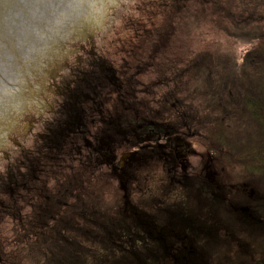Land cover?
I'll return each mask as SVG.
<instances>
[{"label":"flooded vegetation","instance_id":"af4514ba","mask_svg":"<svg viewBox=\"0 0 264 264\" xmlns=\"http://www.w3.org/2000/svg\"><path fill=\"white\" fill-rule=\"evenodd\" d=\"M65 36L62 35L60 42L47 55V59H53L54 66L45 80L42 75L39 76V70L34 65L38 57H33L24 67L17 68L15 73L8 66L15 77L13 82L0 81V89L6 94L5 102H13L16 96L23 101L20 107L8 106V111L0 101V118H3L0 120V237H7L9 245H13V224L20 218L19 213L26 216L28 229L33 228L39 234L47 226L46 221L42 223L36 219L53 209L55 212L61 210L62 201L67 202L68 209L80 208L82 214L79 216L92 221L91 217L100 213L99 210L96 211L98 213L91 212L90 203L89 207H83L85 192L95 183L104 180L101 174L108 169L114 171L123 186L129 185L133 181L131 179L128 184L125 183L126 173L135 167L137 170L142 167V164L140 168L138 166L144 151L154 153L152 159L157 160L154 170L158 169L161 173L166 169L172 178L171 185L175 188L193 176L187 170L192 164L189 161L192 149L188 138L194 121L188 125L183 118L180 119L181 127L174 124L175 100L184 97L181 95L191 82L197 88L204 86L205 89V92L197 96L202 108L200 121L205 120L206 115L210 116L209 122H212L213 115L215 120L222 115L223 109H214V103L221 95L215 84L223 83L221 77L224 72L214 62L209 63L206 67L208 69L184 76L182 72L175 71L173 57L164 59L160 56L165 51L160 49L162 43L156 42L154 34L138 35L135 45L126 40L130 35L123 42L114 39L115 43L121 45L118 50L75 48L71 51L61 50L63 54H60L57 48L61 43L68 42ZM89 39L90 36L87 39H76L71 45L76 47L78 43H90ZM76 54H81L84 61L73 59L77 57ZM206 54L208 51L198 49L189 54L187 60L193 61L199 55ZM248 54L250 57L254 55L253 52ZM57 59L63 62L62 68ZM182 68L190 70L188 64ZM245 69L249 82H253L256 72L250 65ZM213 72L216 73L215 80L211 75ZM17 73H21L20 76ZM209 76L213 84L207 82ZM32 78H42L44 82L32 83ZM20 81L22 87L17 92L15 88L20 85ZM35 84L38 88H34ZM254 102L255 98L248 101L249 104ZM239 103L237 96L232 94L231 104L238 107ZM160 107L163 108L161 115ZM251 112L254 113L253 108ZM241 115L236 112L234 117L245 120ZM262 120L264 123V112ZM248 125L254 127L250 120ZM125 146L127 148L122 150ZM211 160L213 167L219 169V162ZM125 167L128 172H125ZM178 177L183 180L177 181ZM136 179L135 185L138 181ZM263 180H258L260 186L264 185ZM204 181L210 185L215 200L225 198V202L227 199L228 204H231L228 192L211 182V179ZM70 182L73 191L66 197L69 189H65L68 184L70 186ZM230 190L235 191V197L238 193L243 197L240 202L246 199L244 191ZM123 197L129 205L125 190ZM248 197L258 204L240 208L241 211L243 207L247 213L243 219L247 234L253 232L254 224L264 217V198L256 196L251 200L252 197ZM230 207L235 208L234 205ZM27 211L31 213L30 216ZM52 215L48 218H64L62 213Z\"/></svg>","mask_w":264,"mask_h":264},{"label":"rangeland","instance_id":"374dc122","mask_svg":"<svg viewBox=\"0 0 264 264\" xmlns=\"http://www.w3.org/2000/svg\"><path fill=\"white\" fill-rule=\"evenodd\" d=\"M112 1L103 0L91 33L77 38L87 39L90 36V43H78L75 47L77 50L84 48L90 50L92 47L98 51L107 49L118 50L121 45L115 43L114 39H119L123 42L126 36L130 35L126 40L130 41V44L135 45V38L138 35L142 33L152 34L151 32H153L156 42L162 43L160 49L165 51L160 56L164 59L173 57L172 64H176L175 71L182 72L184 76L187 74L192 75L200 69H208L206 67L211 62L217 64L223 72L229 69L227 82L215 84L220 89L221 95L214 103V109L221 108L227 113L229 112L226 110V103H231L232 94L242 99L244 93L248 91L253 96L260 88L258 83L264 82V0H241L239 2L237 0L228 2H225L226 0H116L119 2L115 6L111 4ZM164 8L169 9L164 11ZM167 19L171 22L169 23ZM130 21L132 22L130 23ZM116 35H118V38ZM92 43H95V45H90ZM110 43L111 45H109ZM144 43L149 44L148 42ZM112 45L114 46L112 47ZM198 49H204L208 51V54L199 55L193 61H188V55L195 53ZM249 52H253L254 55L250 57ZM76 55L77 57H73V59L84 61L81 54ZM184 64L189 65V71L187 69L183 70L182 66ZM243 65L245 67L250 65L256 72L253 82H249L250 79L247 72H245L247 80L243 78L244 72H241ZM236 66L240 67V69H237ZM211 75L213 80H215L216 73L213 72ZM212 77L209 76L207 82L213 84V80L211 81ZM247 82L249 83L245 85ZM211 83L208 84L211 85ZM152 92L156 93V91ZM203 92H205L204 86L197 88V85L191 82L189 87H185V93L181 95H184V97H177L174 105L175 126L181 127L180 119L183 118L188 122V125L194 121L190 129L192 131L190 132L189 130V135L191 134V136L188 140H190L189 146L192 149V153L194 152L195 154L191 153L189 157V161L192 164L191 168H188L187 173H193L192 177H197L199 181L207 178L211 179V182L228 192L232 200L230 205H234L235 208H231L226 199L225 217H228L234 227L245 230L247 227L243 219L247 217V213L243 211V207L258 204L256 201H250L248 195L252 197L250 198L251 200L256 196L259 199L261 197L264 198V187L260 186V182L257 179L239 175L234 168L223 166L227 165L225 163H221L223 165L219 164L218 159L214 160L219 162V169L213 167L212 158H209L210 153H208L209 140L204 133H199V127L204 122H208V115H206L205 120L200 121L202 108L197 96ZM40 96L42 95L40 94ZM254 97L261 98L259 95ZM159 109V115H161L163 108L160 107ZM93 115L95 116L96 113L93 112ZM225 121H230V127L232 126L233 129L239 128L242 134L247 131V122L245 120L232 116L225 117ZM125 148L127 146L122 148V150H125ZM119 156L117 157V165ZM140 156L141 162L138 167L140 168L141 164L142 167L139 170L135 167L128 172L125 167V172L129 173H126L125 183L128 184L131 179L133 181L129 185L123 186L121 181L115 176L114 171L108 169L101 174L103 176L101 178H104L105 181L101 180L95 184L93 183V187L85 192L83 207H89L90 203L91 212L95 213L99 210L100 215H103L102 213L104 212L107 215V223L102 226L106 228V232L108 230L110 233L101 234L100 232L88 231L85 234L80 233L77 235L74 232L73 237H77V242H82V244L79 243L81 245H78L75 240L70 238L72 236L69 232H64L65 227L73 231L78 229L76 227V218L80 211L72 207V209H68L67 215L53 232L46 234V230L43 229V232L37 238H29L28 241L19 244L17 251L11 254L8 261L12 264H175L173 260L165 255L163 260L168 263L163 261L160 263L152 257H146L143 254V249H147V246L146 248L144 246L140 247L141 243L139 241H137L139 244H137L135 249L133 247L134 237L128 233L125 225V223L130 225L132 223L133 226L136 224L137 219L130 218V213L133 205L139 207L140 203L137 202L138 200L141 203L151 202L165 209L171 202L173 205L176 204L172 201L175 186L171 185L172 178L169 172L166 169L161 173H159L160 170L158 169L154 170L157 164L156 158L152 159L154 153L144 151ZM135 177L137 178L136 181L138 180L136 185ZM178 178L177 181L183 180V178ZM148 179H154L152 185H147L148 183L145 181ZM120 185H122V189ZM208 189L211 191L210 185ZM230 189L244 191L247 195L246 199L240 202L243 197L239 193L235 197V191ZM65 190H68L66 193V197H68L69 193L73 191L71 182L70 186L68 184ZM124 190L129 205L124 201ZM154 206L151 205L150 207ZM241 206L243 207L240 211ZM150 207L142 205L138 213H144V208ZM59 211L55 212V209H53L50 212L41 214L42 216L36 220L44 223L48 216L55 215ZM27 215L30 216L31 213L27 211ZM49 221L50 219L47 220V223ZM172 222L176 226L177 218L172 220ZM183 226L186 227L185 224ZM6 230L7 226L4 227L5 232ZM114 232H117V234ZM118 232L124 236H121ZM28 233L33 234V228ZM111 234H114V237L110 236ZM3 239L4 237H0V241H3ZM113 240H118L121 244H116L117 241ZM204 243H207L204 244L206 248L201 247V242L195 245L196 241H194L191 244L192 249L195 248L201 256L210 254L211 240L209 244L206 240ZM239 244L240 242L235 244V247ZM56 246L64 248L59 251ZM77 246L78 249H76ZM235 247L233 246V250H235ZM45 248H50L54 255L52 256L50 250L44 253ZM69 250L72 255L78 253V256H75L77 260L69 259L70 254H65ZM169 251L171 255H175L177 248L171 247ZM184 256L186 257L185 254ZM249 256H255L252 250L246 251L244 256L239 254L236 260L238 264H252L253 262L248 259ZM132 257L136 258L133 259ZM252 260L261 262L257 258H252Z\"/></svg>","mask_w":264,"mask_h":264},{"label":"trees","instance_id":"16d2710c","mask_svg":"<svg viewBox=\"0 0 264 264\" xmlns=\"http://www.w3.org/2000/svg\"><path fill=\"white\" fill-rule=\"evenodd\" d=\"M228 1L231 0H226L225 2ZM168 9L164 8V11ZM167 20L169 23L171 22L169 19ZM151 33L154 34L153 32ZM243 67L241 72H244L243 78L247 80L245 65ZM229 72V69H226L223 73V77H221L223 83L227 82ZM258 85L260 88L253 96L246 91L242 99L237 97L240 100L238 107L233 106L231 103H226V110L229 113L222 110V115L217 120H215V115H213L211 117L212 122H204L199 127V133H204L209 140L208 153H210V158L213 160L218 159L219 164H227H221L223 166H228L231 169L234 168L239 175L262 180L264 179V123L262 120L264 112V82L258 83ZM255 95H259L261 98H256L254 97ZM253 98H255V105H253L254 103H248ZM251 108H253L254 113L251 112ZM236 112L242 114L240 117H243L247 122V131L243 134L239 128L233 129L232 126L230 127V121H225V117H232ZM209 119L210 116L208 115ZM248 120L254 124L253 128L249 127ZM153 180L148 179L145 182L148 183L147 185H152ZM208 187L209 185L204 180L199 181L197 177L190 176L187 178V181L178 185L173 190L174 196L172 197V201L176 204L169 203L166 206L167 209L162 206H156V204L151 202L141 203L138 200L137 202L140 203L139 207L133 205L130 213V218L137 219L136 224L133 226L132 223L131 225L125 223L128 233L134 237L133 247L136 249L137 244H139L137 241H139L141 243L140 247L144 246L146 248L147 246V249H150H143V254L148 258H154L160 263L162 261L168 263L163 260V256L165 255L167 258L173 260L175 264H238L236 258L239 257V254L244 256L246 251L252 250L255 256L248 257L253 262L252 264H264V217L254 224L253 232L251 231V233L247 234V229L234 227L228 217H225V198L223 200L216 198L215 200L212 191ZM142 205L146 207L155 206L144 208V213L140 214L138 210L141 209ZM79 211V215H81L80 208ZM59 213H62L63 217L67 215L68 204L66 201H62L61 210L56 214L58 215ZM102 214L104 216L98 214V216L91 217L92 221L87 217L78 215V224H76L78 229L73 231L65 227L64 232H69L72 236L70 238L75 240L78 245H81L82 242H77V237H73L74 232L77 235L80 233L85 234L88 231L100 232L101 234L110 233L108 230L106 232V228L102 226L104 223H107V215L104 212ZM18 216L20 218L13 224V245H9L7 237L3 241H0V264H12L8 259L11 254L17 251L18 245L28 241L29 238L34 239L40 236L37 232L33 234L28 233V220L24 213H19ZM176 218L177 223L175 226L172 220ZM48 219L50 221L47 223ZM48 219L46 220V234L53 232L56 226L60 225L63 221V219ZM114 233L117 234V232ZM118 234L121 235L120 232ZM110 236L114 237V234ZM205 240L208 244L211 240V253L201 256L195 248L192 249L191 244L194 241H196L195 245L201 242V247L206 248L204 245L207 244L204 243ZM113 241H117L116 244L120 243L118 240ZM239 242L240 244L235 247V244ZM186 245L187 247H185ZM233 246L235 250H233ZM171 247L177 248L175 255H171L169 251ZM56 248L62 251L64 247L60 248L56 246ZM76 249H78V246ZM49 250L53 256L54 252L50 248H45L44 253L49 252ZM120 252L122 251L120 250ZM65 254H70L69 259L77 260L75 256H78V253L72 255L69 250ZM133 256L135 255L133 254ZM132 258L135 259L136 257ZM252 258H257L261 262L257 260L253 261Z\"/></svg>","mask_w":264,"mask_h":264},{"label":"water","instance_id":"95a60500","mask_svg":"<svg viewBox=\"0 0 264 264\" xmlns=\"http://www.w3.org/2000/svg\"><path fill=\"white\" fill-rule=\"evenodd\" d=\"M102 3L103 0H0V81L13 82L15 77L8 66L15 73L33 57H38L34 65L45 80L54 66L53 59H47L53 46L66 34L68 42L59 45V53L75 49L71 42L91 33ZM57 62L62 68L61 59ZM33 79L32 83L44 82L42 78ZM19 87H22L21 81L15 89ZM2 91L0 101L7 111L8 106H22L23 101L17 96L13 102H5L6 94Z\"/></svg>","mask_w":264,"mask_h":264},{"label":"bare ground","instance_id":"6f19581e","mask_svg":"<svg viewBox=\"0 0 264 264\" xmlns=\"http://www.w3.org/2000/svg\"><path fill=\"white\" fill-rule=\"evenodd\" d=\"M111 4L112 5H116V4H118V2L116 1V0H113L112 2H111ZM104 16V15H103ZM22 105H23V103H22Z\"/></svg>","mask_w":264,"mask_h":264}]
</instances>
